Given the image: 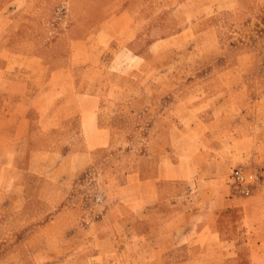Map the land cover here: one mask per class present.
<instances>
[{"label": "rangeland", "instance_id": "1", "mask_svg": "<svg viewBox=\"0 0 264 264\" xmlns=\"http://www.w3.org/2000/svg\"><path fill=\"white\" fill-rule=\"evenodd\" d=\"M159 3L0 0V264H224L177 248L175 197L189 226L225 194L264 223V0H197L190 46L150 55Z\"/></svg>", "mask_w": 264, "mask_h": 264}, {"label": "crops", "instance_id": "2", "mask_svg": "<svg viewBox=\"0 0 264 264\" xmlns=\"http://www.w3.org/2000/svg\"><path fill=\"white\" fill-rule=\"evenodd\" d=\"M162 1L163 0H159V13L150 16L151 18H148L147 12L143 15V32L146 34V37H148V35H151V37H158L145 46L148 47L147 53L150 55H162L170 47H189V43L181 45L179 41L190 37L192 38L194 35H199L196 31L199 17L195 14L193 7H190L185 18L181 12L183 8L188 9V7L193 5L197 0H187L183 3L179 2V5L176 4L174 7L173 17L171 16L170 18L165 17L163 13ZM213 6L214 4L211 5V7ZM141 16L140 14V17ZM121 17L114 18L119 20ZM129 18L131 22H129L127 28L129 32L133 33L130 42L137 43L136 41L141 34V31L137 27V18L132 17L130 14ZM99 36H101L99 31L93 34L95 38L93 41L95 44H93L92 47H99V43H97ZM77 47H88L87 40H79ZM138 47L140 46L138 45ZM176 163H180V161H176ZM173 167H177V164H173ZM172 180L183 181L190 179L175 177L172 178ZM207 190L211 192L209 189H190L188 195L191 197L192 195H200L205 193V191L207 192ZM228 196V194H225L223 198H215L211 201L210 207H207L212 213L211 215L204 213V210H193V222L190 226L188 225L190 222H188L187 216L182 211L184 205L179 198L175 197L172 206L177 212L167 221L166 225H173L176 229L172 235L177 243V248L198 249L201 251L199 258L204 259L219 256L224 264H236L232 261L243 260V252L245 248L248 247L249 255L247 257L252 261L251 264H256L257 259H260L261 256L255 253V251L253 252L254 245H263L264 241L259 244L260 239H255V230L257 229L258 232L259 229L264 227V223H255L254 220L257 213L254 211V204L248 200H238ZM230 209H239L241 218L239 221L229 225V231L227 230L224 234H221L219 229L222 213ZM193 228H195V233L191 235L190 229L193 231ZM193 254L194 252L191 250L183 251L182 260L177 264H188V259H191Z\"/></svg>", "mask_w": 264, "mask_h": 264}, {"label": "built area", "instance_id": "3", "mask_svg": "<svg viewBox=\"0 0 264 264\" xmlns=\"http://www.w3.org/2000/svg\"><path fill=\"white\" fill-rule=\"evenodd\" d=\"M239 174V173H238Z\"/></svg>", "mask_w": 264, "mask_h": 264}]
</instances>
